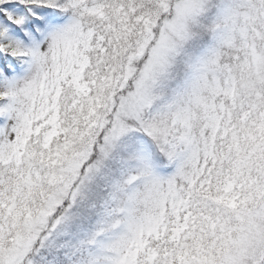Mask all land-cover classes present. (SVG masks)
I'll return each instance as SVG.
<instances>
[{
    "label": "snow or ice",
    "instance_id": "obj_1",
    "mask_svg": "<svg viewBox=\"0 0 264 264\" xmlns=\"http://www.w3.org/2000/svg\"><path fill=\"white\" fill-rule=\"evenodd\" d=\"M0 264H264V0H0Z\"/></svg>",
    "mask_w": 264,
    "mask_h": 264
}]
</instances>
